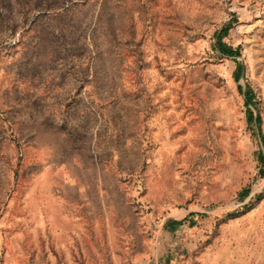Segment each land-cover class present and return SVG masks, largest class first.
<instances>
[{"label": "rangeland", "instance_id": "rangeland-1", "mask_svg": "<svg viewBox=\"0 0 264 264\" xmlns=\"http://www.w3.org/2000/svg\"><path fill=\"white\" fill-rule=\"evenodd\" d=\"M0 264H264V0H0Z\"/></svg>", "mask_w": 264, "mask_h": 264}, {"label": "trees", "instance_id": "trees-1", "mask_svg": "<svg viewBox=\"0 0 264 264\" xmlns=\"http://www.w3.org/2000/svg\"><path fill=\"white\" fill-rule=\"evenodd\" d=\"M225 31L223 30V32H225ZM221 37H222V34L219 33L217 35V39H216V49L222 55L236 56L238 54V48L231 49V48L227 47L224 43L221 42ZM238 89L240 91V87ZM244 97H245L246 103L249 104L250 101H251V98H250V96H249V94L247 92L244 93ZM246 115H247V120L249 122H251V121H254L255 123H258L259 122L260 117H259L258 114L255 115V116H253L252 112L250 110H247ZM244 193H247V191L244 192ZM176 225H177V223L176 222H173L170 226L171 227H175Z\"/></svg>", "mask_w": 264, "mask_h": 264}]
</instances>
